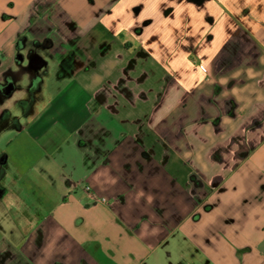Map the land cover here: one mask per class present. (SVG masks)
<instances>
[{"label":"crops","instance_id":"0c3cea01","mask_svg":"<svg viewBox=\"0 0 264 264\" xmlns=\"http://www.w3.org/2000/svg\"><path fill=\"white\" fill-rule=\"evenodd\" d=\"M0 97V264H259L264 0H0Z\"/></svg>","mask_w":264,"mask_h":264},{"label":"rangeland","instance_id":"374dc122","mask_svg":"<svg viewBox=\"0 0 264 264\" xmlns=\"http://www.w3.org/2000/svg\"><path fill=\"white\" fill-rule=\"evenodd\" d=\"M52 30H54L52 28ZM20 92V91H18ZM0 107L2 108H9L10 110H13L14 117L8 115V113H3L0 110V154L7 152L11 156V164L13 163L19 164V161L21 159V156H27V159L25 162L27 163H33L40 155V152L37 151L36 147L34 146L33 140L27 141V136L23 131L20 130V124L23 121L24 118L23 115V109L24 107L21 106V103L16 101L15 98H9L4 97L2 100V97H0ZM24 123V121H23ZM6 149V150H5ZM32 180V177L30 178ZM229 185V183H227ZM224 187L225 189L230 188V186ZM19 185L17 183L12 184L10 186V191L7 197H3L0 199V208H4L2 205L3 203H8L11 205V203H17L16 196L17 194H20L22 192V189L18 188ZM29 190L27 192L25 191L23 193L24 196L31 195L30 187H28ZM25 201V200H24ZM26 201H31V199H26ZM1 211V209H0ZM258 232H260L261 235H263V239L260 240L256 247H255V254H256V262L259 264H264V226L259 227ZM2 235V231H0V238ZM261 238V237H260ZM212 246H218L219 251L222 250V252H227L230 254V263L231 264H241V259L238 260V255H244L246 252V248L244 247H235V245H231L227 243H221L219 241L213 242ZM191 248V249H190ZM188 248L186 243H176V250L173 252L172 257H166L167 262L165 264H207L204 262V260L201 263H198L196 258H200L198 254V250L194 249L192 247ZM215 250V249H214ZM234 254V256H233ZM210 264H216L215 261H211ZM246 264V263H245Z\"/></svg>","mask_w":264,"mask_h":264},{"label":"built area","instance_id":"2783aa9c","mask_svg":"<svg viewBox=\"0 0 264 264\" xmlns=\"http://www.w3.org/2000/svg\"><path fill=\"white\" fill-rule=\"evenodd\" d=\"M85 189L89 190L90 187L87 186ZM98 201H101V202H105L106 203L107 200L105 199V197H101V198H98Z\"/></svg>","mask_w":264,"mask_h":264}]
</instances>
